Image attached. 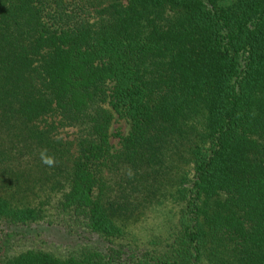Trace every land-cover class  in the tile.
I'll return each mask as SVG.
<instances>
[{"label":"trees","instance_id":"16d2710c","mask_svg":"<svg viewBox=\"0 0 264 264\" xmlns=\"http://www.w3.org/2000/svg\"><path fill=\"white\" fill-rule=\"evenodd\" d=\"M0 264H264V0H0Z\"/></svg>","mask_w":264,"mask_h":264},{"label":"rangeland","instance_id":"374dc122","mask_svg":"<svg viewBox=\"0 0 264 264\" xmlns=\"http://www.w3.org/2000/svg\"><path fill=\"white\" fill-rule=\"evenodd\" d=\"M128 127L127 121L122 117H116L114 116L111 125L109 126V129L114 132L115 130H118L121 133H124ZM70 132V131H68ZM110 142L113 148L117 146V137L115 135L110 136ZM165 210L159 209L157 206L152 208L150 215H146L142 218V220H139V228H145L147 224L152 222L153 220L159 221L162 219V217L165 215Z\"/></svg>","mask_w":264,"mask_h":264},{"label":"clouds","instance_id":"9594fccd","mask_svg":"<svg viewBox=\"0 0 264 264\" xmlns=\"http://www.w3.org/2000/svg\"><path fill=\"white\" fill-rule=\"evenodd\" d=\"M39 155H40L41 163H43L44 165H46L48 167H54L55 166V164H56L55 157L52 155H49L47 153L46 149L41 150ZM129 174H131V173H129Z\"/></svg>","mask_w":264,"mask_h":264}]
</instances>
